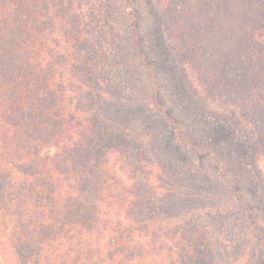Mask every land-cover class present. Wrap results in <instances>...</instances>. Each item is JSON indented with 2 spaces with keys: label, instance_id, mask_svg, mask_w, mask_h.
Wrapping results in <instances>:
<instances>
[{
  "label": "trees",
  "instance_id": "trees-1",
  "mask_svg": "<svg viewBox=\"0 0 264 264\" xmlns=\"http://www.w3.org/2000/svg\"><path fill=\"white\" fill-rule=\"evenodd\" d=\"M47 2L0 0V41L11 44L0 54V264H160L165 253L162 243L150 244L156 252H146L145 247L137 250L142 247L138 241L150 237L155 229L167 230L171 224L166 220L168 213L186 218L185 231L198 237L197 246L182 253L180 263L221 264L214 255L218 245L202 240L207 232L220 239L224 229L220 215L226 206L221 210V202H211L213 196L205 189L208 181H214L213 173L192 161L194 156L197 160L209 156L222 178L229 179L232 172L238 181L246 160L255 168L264 161V0L228 1L226 13L216 1L166 6V12L179 20L170 25L181 28L176 34L181 48L174 52L176 63L183 69L186 64L191 66L196 81L203 83V97L189 80L179 97L176 93L183 87L178 84L181 76L175 61L170 60L169 72H162L159 65L166 66V61L149 59L140 52L133 0L122 2L121 12L127 7L133 17L127 21L116 15L118 0H88V5L95 3L100 8L99 18L94 14L96 22L104 24L108 35L113 34L105 39L109 68L118 67L120 72L105 78L106 93L95 95V106H82L78 101L75 109H88L89 114L83 120L70 114L68 120L77 130L68 133L66 141L62 137H66L63 124L67 117L56 111L54 98L59 94L64 98L73 78L66 65L81 61V52L72 44L75 37L65 36V62L52 60L48 82H39L46 80L38 74L46 71L44 53L51 54L46 42L49 37L54 41L45 36L49 32L40 18ZM57 3L52 1L58 17L75 13L71 4L59 12ZM127 27L133 44L126 43V49L122 43L127 41H115L113 36L127 32ZM140 68L149 84L142 83ZM35 77L38 80L31 82ZM83 79L88 82V77ZM44 91L45 98L35 102L32 98L33 105L28 104L32 93L39 97ZM162 91L169 94V100H160ZM123 92L127 97L122 107ZM217 97L232 101L238 111L211 115L225 116L235 127L223 120L211 133L199 130L193 122L205 101H217ZM241 121L251 124L256 138L238 137L235 129ZM167 129L177 136L173 144ZM196 136L213 139L214 146L195 144ZM48 146L55 151L37 163L41 149ZM108 153H117L115 164H109ZM138 174L140 180L135 178ZM143 185L154 186L158 197L141 191ZM115 189L120 192L113 193ZM130 189L137 193L129 197ZM234 194L238 202L245 201L242 193ZM245 208L253 236L258 237L255 216L247 203ZM211 214L220 220L200 231L194 218L204 220ZM222 218L229 221L230 217ZM173 249L164 257L178 264Z\"/></svg>",
  "mask_w": 264,
  "mask_h": 264
},
{
  "label": "rangeland",
  "instance_id": "rangeland-1",
  "mask_svg": "<svg viewBox=\"0 0 264 264\" xmlns=\"http://www.w3.org/2000/svg\"><path fill=\"white\" fill-rule=\"evenodd\" d=\"M53 0H48L46 5L44 6V12L43 15L40 14V18L44 20V29L47 28L48 34L45 36H52L54 41L49 37L47 40V48L48 51L51 52V54H45L44 53V59L43 63L45 65V72H39L40 76H43L46 78L45 81H39V82H48L49 80V70L48 66L51 65L53 62L52 60H55L57 62H65V57L63 56L64 46H66L65 36L75 37V40L72 44H74L77 49L81 52V61H78V63L69 65L70 63H67L66 70L69 72L71 70L72 72V83L66 88V91L63 95V99H61L60 94L54 98L56 111L59 112V115L62 116V118L67 117L66 121L64 122L63 126H67V130L63 134L66 137H62V140L66 141L67 134L70 132H74L77 129L75 128L74 123H72V120H68V117H70V114L73 115L76 113V117L79 120L86 119L88 117V109H75L76 104L78 101L80 103H83L82 106H85V104L88 106V103L90 106H95V104L98 102V99L95 95L97 94H103L106 93L107 90V84L105 81V78H110L111 76H115V74L118 76V73L120 72V68H109V57L108 51L106 50L107 47V41L109 38L111 39V35H108L106 32V27H104V24L101 25L100 22H97L94 19V14L99 18V7L92 3V5H88V0H58L59 3H57V6L59 7V12H61L64 8V10H67L71 8L75 11L73 15H65L64 17H58L56 14L58 12L57 8L54 9V6L52 5ZM132 7L136 13V19L135 26H136V35L140 40V52L146 56L147 58L151 59H160L162 61H166V66H161L162 72H169V67L172 69V64L170 63V60L174 63V66L176 69H178V72L180 73V82H178L180 87H183V90L177 92L179 97L183 96L185 90H187L189 82L186 83V80H189L192 82L194 88L198 91L199 95L203 97L205 94V90L202 88V84L200 81L197 82L196 79L193 76V73L191 72V66L189 64H186L184 66V69L179 67V64L176 63L177 57L174 55L175 51H179L180 48V39H177L176 34L178 31L181 30L178 26H172L170 25L173 21L179 22L178 19L170 16L166 12V6L181 4V1L185 2H192V4H195L198 1L202 0H133ZM207 2L216 1L219 6H222V10L226 13V11H229V8L227 7L229 5L228 1L232 0H204ZM123 0H118V3H116V15L118 17H125V21L127 19H132V16H129L127 13V7H126V14L121 12ZM62 5L64 7H62ZM74 7V8H73ZM105 9L101 10L102 12ZM94 11V12H91ZM93 13V14H92ZM62 14V13H60ZM108 14H110L108 12ZM61 16V15H60ZM67 16V17H66ZM163 18H166V21H163ZM176 19V20H175ZM123 20V19H122ZM167 22V23H166ZM138 26V27H137ZM127 29V32H124L120 34L118 37L117 35L113 36V39L115 41H119L125 39L127 42H123V47H126L127 45L133 44V38H131V33H129V27L125 28ZM116 34V33H114ZM56 37V39L54 38ZM106 39V40H105ZM125 44V45H124ZM210 44V43H209ZM10 43L8 41H5L4 44L0 41V54L4 53V49H10ZM59 45V46H56ZM127 49V47H126ZM130 56L132 53L133 58V52H129ZM157 55V56H156ZM115 56V55H113ZM135 56V55H134ZM156 56V58H154ZM114 60H118L114 57ZM136 60V57H135ZM93 63V64H91ZM116 63V62H115ZM117 66V63H116ZM113 69V70H112ZM141 70V68H140ZM66 72V74H67ZM141 78H143V82L150 83L146 79L147 77L144 74V70L140 72ZM88 77V82L84 81L83 78ZM139 77V76H137ZM38 80L37 77L33 78L31 82H35ZM115 81V80H114ZM67 82V79L65 80V83ZM99 83V84H97ZM32 89H35L34 86H31ZM36 90H38L36 88ZM47 91H44L40 93L39 97H35L36 94L32 93V97L29 100L28 104H32V98L35 101H40L41 98L46 97ZM88 94V98L86 95ZM122 96L120 97L121 101L120 105L123 107L125 106V102L123 101L124 96H126V93H121ZM160 100H169L170 96L166 91H162ZM53 96V95H52ZM102 97H105L104 95ZM127 97V96H126ZM264 97V95H263ZM261 97V98H263ZM229 98H231L229 96ZM126 99V98H125ZM124 99V100H125ZM162 99V100H163ZM202 99V98H201ZM203 100V99H202ZM220 101L219 97H217V101H205L207 102L204 107L199 111L198 118L195 123V126L200 130L204 129V132L211 133L213 131L212 127L217 126L219 124V121H221V124L224 122L228 123L231 127H235V125L231 122L230 119L225 118V116H222V119L218 115H214V111L220 112V113H226L227 115H230L231 110L238 111L237 105H232V101ZM231 100V99H230ZM96 103H95V102ZM224 101V103H223ZM115 104V103H114ZM35 105V103H34ZM36 110V109H34ZM34 113V111L32 112ZM211 116V118H210ZM225 118V119H224ZM242 120V119H241ZM212 121V124H211ZM242 123L237 126L235 131L237 132V135L239 138L244 137V135H252L254 138H256L257 132L253 130L251 124L245 123L244 121H241ZM65 128V129H66ZM212 129V130H211ZM169 132L170 142L171 144L175 143L174 139L177 137L175 132L173 130L167 129ZM242 131V133L240 132ZM215 135V134H214ZM212 135V136H214ZM195 144L197 145H203L207 146L208 148L213 147L214 144L213 139H205V138H199L198 136L193 138ZM135 143H139L138 141H135ZM139 146V145H138ZM221 146V145H220ZM183 150V149H182ZM55 151V148L53 147H44L41 149L39 157L37 158V163L41 164L42 159H44L45 154L52 153ZM110 155L109 164H115L117 158V153H108ZM186 156L189 154L188 152H185ZM191 155V153H190ZM166 160V159H165ZM194 165L201 166L203 169H205L206 173H213L214 176V183L211 181L207 182V188L206 194H212L213 198H211V202H221L222 208L226 206V209L223 210L224 215H220L221 218V224L224 229L219 234L220 239L218 238L217 234H209L206 236L205 240H202L203 242H208V240H214V242L218 245L217 251L214 252V255L221 259V264H264V195L261 194V190L264 189V161L261 160L258 165H256V168L249 164L246 160L242 165L243 167L241 170V181L236 180L235 176L232 175V172H229V179H226L225 176L222 178V174L219 170H215L213 166L215 165V161L208 157H203L199 160L196 159L194 156L193 161ZM196 162V163H195ZM36 163V164H37ZM34 164V166H37ZM38 167V166H37ZM38 168H42L38 167ZM232 167H228L230 170ZM237 168V167H235ZM239 169V168H237ZM228 170V171H229ZM146 172H149V169H146ZM226 172V169H225ZM223 173V172H222ZM142 174V173H141ZM156 172H153V175H155ZM228 174V173H227ZM207 175V174H206ZM239 175V173H238ZM88 176V174L86 175ZM149 175H144L146 178ZM165 177L169 179V175L167 174ZM164 177V178H165ZM137 180L141 179V176L138 174L135 177ZM152 180H154V177H152ZM213 183L215 187H212L210 190V184ZM235 184L234 189L231 188L232 185ZM154 186H145L143 185V191L146 194H154V198L158 197L157 193L155 195ZM215 191V194H214ZM234 191L238 192L239 194L242 193L244 195V200L241 202H238L237 195L234 194ZM120 191L118 189H115L113 193H119ZM135 189L129 190V197L132 194H136ZM249 206L251 212L255 216V222L257 229L256 232L258 233L257 236H253V232L251 229V221L248 220L249 216L246 213L245 204ZM166 208V206H165ZM168 208V207H167ZM177 212V209H175ZM215 214H218L214 212ZM215 214H211L207 216L204 220L200 216H196L194 218V221H196L200 231L204 230V227L206 224H210V222L213 221V223L216 220H220L216 218ZM161 218H165V216L161 213H159ZM179 215H174L171 213H168V218L166 219L168 222H171L169 227H167V230H159L155 229V232L150 233V237H144L140 239L138 242L142 245L137 248V250H142L145 247L146 252H156L152 250V245H160L162 243V249L165 251L163 253L164 255L171 252V248L174 246V257L178 264L180 261H183L182 257L184 256L182 253H185L189 250H193L197 246L196 239L198 237L191 236L190 233L188 234L187 231H185L184 227H186L187 220L186 218H181ZM222 217H230L229 221H223ZM142 224H139V227ZM142 228V227H140ZM165 228V227H163ZM143 229V228H142ZM197 228V230L199 231ZM237 229V231H235ZM144 230V229H143ZM199 231V232H200ZM148 234V233H147ZM262 236V237H260ZM174 238L175 240H173ZM203 239V238H202ZM156 243H155V242ZM154 243V244H152ZM152 244V245H150ZM200 246V245H199ZM163 259L160 260V264H172L170 259H166L167 255ZM25 256H28V254H25Z\"/></svg>",
  "mask_w": 264,
  "mask_h": 264
}]
</instances>
